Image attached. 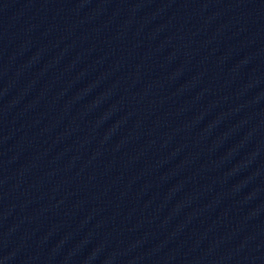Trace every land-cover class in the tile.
I'll return each mask as SVG.
<instances>
[{
  "label": "water",
  "instance_id": "1",
  "mask_svg": "<svg viewBox=\"0 0 264 264\" xmlns=\"http://www.w3.org/2000/svg\"><path fill=\"white\" fill-rule=\"evenodd\" d=\"M224 0H0V264H244Z\"/></svg>",
  "mask_w": 264,
  "mask_h": 264
}]
</instances>
